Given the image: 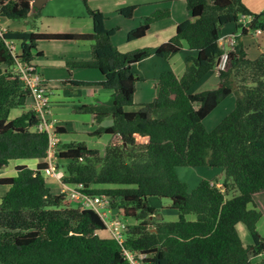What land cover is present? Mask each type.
Listing matches in <instances>:
<instances>
[{"label":"trees","instance_id":"trees-1","mask_svg":"<svg viewBox=\"0 0 264 264\" xmlns=\"http://www.w3.org/2000/svg\"><path fill=\"white\" fill-rule=\"evenodd\" d=\"M33 0H0V17L26 19ZM85 3L92 20L90 33H45L6 30L0 35V170L11 160L33 159L35 166H15V175L0 177L7 191L0 197V262L2 264H129L123 247L145 255L149 264H264V51L252 59L241 41L228 53L225 69L218 66L222 48L218 38L225 25L239 29L240 15L253 17L249 29L264 32V11L252 12L243 0H185L190 18L179 22L175 35L154 50L149 47L120 51L111 41L115 28L105 27V14ZM135 5L118 13L130 18ZM169 9L144 16L130 30L127 40L143 37L155 21L169 17ZM247 30L242 34L246 35ZM241 34V35H242ZM20 42L13 57L6 40ZM91 41V59L71 62L99 70L104 79L90 82L66 79L72 86L100 85L111 91L106 102L81 104L75 109L92 113L95 123L110 118L94 134L115 135L117 142L104 152L82 141L64 144L56 154L65 183L84 185L82 192L104 194L110 206L122 209L127 225L120 244L98 215L80 203L69 205L66 194L53 193L45 169L48 166V136L36 129L38 116L31 109L10 119L12 109L24 108L29 92L13 70L16 58L34 61L43 52L42 41ZM185 70L178 75L168 69L154 82L155 95L135 110L138 75L132 65L154 52L169 59L183 49ZM216 70L214 89L189 90L205 74ZM231 111L211 130L203 119L229 95ZM62 127L56 128L57 132ZM147 137L144 142L137 137ZM219 167L224 172L221 187L208 179L192 190L182 182L178 167ZM232 193L231 197H227ZM151 197L170 198L178 219L157 217ZM193 214L194 219L187 216ZM242 223L251 243L244 244L237 230ZM263 255L253 260L251 254Z\"/></svg>","mask_w":264,"mask_h":264},{"label":"crops","instance_id":"crops-1","mask_svg":"<svg viewBox=\"0 0 264 264\" xmlns=\"http://www.w3.org/2000/svg\"><path fill=\"white\" fill-rule=\"evenodd\" d=\"M89 7L93 9H98L102 11L105 16V27L107 29L118 28L121 30V22L130 21L126 26L123 27V34L121 33L116 41V33L111 37L112 43L122 52H130L140 48L149 47L154 50L161 43L165 42L176 32V26L179 22L189 19L190 12L187 9V5L185 0H86ZM244 4L252 11V12H262L264 11V0H243ZM135 5V9L130 18H126L118 13V10L124 7ZM169 9L170 15L165 19H161L155 21L151 24L148 31L143 37H140L135 40L128 41L126 34L137 27L144 16H148L154 11L158 9ZM39 10V14L36 15L34 12H31L29 16L25 19L28 24V27L24 26V22H18L17 20H12L5 17H0V29L6 30H21V31H35V32H45V33H90L93 30V24L91 18L88 16L86 11L85 3L82 0H46L45 3L39 8L34 9ZM24 20V19H23ZM115 24V27L113 25ZM238 32V29L234 26L233 29H229L223 34ZM263 32L261 31L260 34ZM248 34V33H247ZM255 34V35H260ZM124 35V39L122 36ZM246 35L242 34L238 38V41L241 37ZM146 37V38H145ZM143 38H145L143 40ZM143 40V41H142ZM78 41L85 47L84 54H82L79 58H74L70 56L71 59H66L65 56L61 55L56 60L48 61L51 62L49 64H45L43 67L41 66V72L38 70V59H45L47 56L46 50L43 48V44L45 43H53V42H72ZM131 43V44H129ZM91 41L84 40H52V41H42L38 45V50L43 52L42 56H38L34 59V63L37 67L38 72L44 76L47 86L51 90L50 94V115L56 119L57 126L62 127V131L58 132L61 136L68 131V124L70 120L67 118H63L62 115H66L68 112L62 113L61 111H73L72 107L74 105L80 104H95L97 102H106L109 100L111 96V91L108 89H104L100 85H88V86H73L66 81V79H77L83 81L90 82H101L104 79L103 74L94 68H81L75 66L74 71L72 70L68 64V62H76L81 60H89L91 59ZM16 46L20 47V42L16 40ZM183 50L179 53L175 54L169 59H162L157 57V55L152 52L148 57L135 63L132 65V70L134 71V67H139V64L143 62H163L162 69L158 68L156 72L150 71L148 75H138L139 81L136 84V90L134 93V102L135 98L138 96L139 101L137 107L140 104L147 103L152 100L154 97V89H151L149 97H146V92H144V88L141 87L139 83H146L147 79L152 80L151 83L154 87V82L159 77L160 73L165 70V68L174 70L178 75H182L185 70V61L184 57L189 54V50L186 45H183ZM83 56V57H82ZM39 61V60H38ZM56 62V63H55ZM160 66V65H159ZM183 66V69L181 67ZM135 72V71H134ZM69 73V75H67ZM143 81V82H142ZM219 79L215 80V84L217 85ZM152 97V98H151ZM151 98V99H148ZM32 100L28 97L27 103L24 108L12 109L9 114V118L12 119L19 115L22 110H28L31 107ZM131 106L125 107V110H133L129 109ZM88 122L95 123L94 116L92 113H88ZM60 120V121H59ZM109 123L104 126H108L111 124V119L107 118ZM59 122V124H58ZM68 122V123H67ZM103 122V121H102ZM101 122V123H102ZM67 123V124H66ZM97 126H99L97 124ZM97 128V127H96ZM111 139H119L117 136L111 135ZM58 141H61V138L58 136ZM115 142V141H114ZM27 160V159H21ZM31 160V163L18 162L17 160H11L9 163L14 164V168L17 164H26L30 167L35 166V160ZM16 161V162H15ZM33 164V165H32ZM9 165V164H8ZM2 176H10L4 173V169L0 170V177ZM220 179H208L210 181H216L219 186L220 183L224 180V172H220ZM204 179V178H203ZM199 183V181H198ZM50 186V185H49ZM197 186V185H196ZM7 186H0V197L7 191ZM239 225H241V234L246 238L249 235L247 229L242 223L237 224V230ZM258 231L263 234L264 233V219L261 218L258 222ZM239 233V230H238ZM240 235V233H239ZM242 235H240L243 243L249 244L251 241L245 240ZM263 255L260 254L258 256H254L255 260L262 258ZM0 264H2L0 262Z\"/></svg>","mask_w":264,"mask_h":264},{"label":"rangeland","instance_id":"rangeland-1","mask_svg":"<svg viewBox=\"0 0 264 264\" xmlns=\"http://www.w3.org/2000/svg\"><path fill=\"white\" fill-rule=\"evenodd\" d=\"M13 20V19H12ZM17 20L18 22H24V26L28 27V24L25 23L26 20L24 19H14ZM130 21L126 22H121V30L117 29L116 33V41L119 35L122 33L123 34V27L126 26L125 24H128ZM115 27V24L113 25ZM234 25H225L223 26L221 33L223 34L224 32L228 31L229 29H233ZM128 34V33H127ZM127 34L126 37L127 38ZM146 38V37H145ZM143 38V40L145 39ZM122 39H124V35L122 36ZM142 40V41H143ZM241 44L245 47L248 57L254 59L256 58L260 52L264 51V32L260 35H255L254 30L250 29L248 34L246 36L240 38ZM85 43H80L78 41H72V42H53V43H45L43 44V48L46 50L47 56L45 59H38L36 63H38V70L41 72V66L43 67L45 64H49L52 60H56L58 57H61L62 53L65 56H73L74 58H79L82 54H84L85 47H83ZM131 44V43H129ZM62 55V56H63ZM66 57V59H71V57ZM83 57V56H82ZM158 57V56H157ZM56 63V62H55ZM69 66L72 70L74 71L78 70L75 69L74 64L72 65L71 62H68ZM160 65V66H159ZM163 62L156 61V62H143L139 64V67L137 66L134 67L135 73H138V75H148L150 71L156 72L158 68L162 69ZM183 69V66L181 67ZM165 70H168V68H165ZM69 75V73L67 74ZM43 76V75H42ZM44 77V76H43ZM150 77V76H149ZM218 79V75L216 73V70H211L207 74H205L194 86L191 87L189 90L190 93H198L204 90L208 89H214L216 87L215 80ZM152 80L147 79L146 83H139L140 88H144V92H146V97H149L151 89H154L152 83ZM143 82V81H142ZM75 86H73L74 88ZM155 93V89H154ZM152 98V97H151ZM148 98V99H151ZM134 105L131 106L129 109H137V104L140 98L138 96L135 98ZM153 99V98H152ZM234 101H235V96L234 94L229 95L226 97L224 100L219 103V105L211 112L209 113L204 119H203V124L206 129L211 130L226 114H228L231 109L234 106ZM81 105V104H80ZM80 105H74L72 107L73 111H64L62 110L61 112H68L67 116L62 115V117L67 118L70 120V123L67 125L68 131L67 133L63 134L61 136L60 133H57V137L59 136L61 138V141H58L56 148V151L52 155V161L53 164L56 166V164H61L64 162H61L58 157H57V150L62 149L64 147V144L71 142V141H82L87 143V145L91 148L98 149L100 153L104 152V148L107 144L110 142L113 143L114 141L117 142L118 139H111V135L103 133L101 135L99 134H94V130L96 127H99L100 125L104 126L109 123V120L104 119L102 123H98L99 126H97V123H89L88 122V113H80L77 111L75 108ZM54 118V116L52 117ZM60 121V120H59ZM68 123V122H67ZM66 123V124H67ZM57 124V122H56ZM59 124V122H58ZM137 141L139 142H144L147 140V137H140L136 136ZM18 162H24V163H31V160H17ZM16 162V161H15ZM33 165V164H32ZM177 175L179 179L182 182H185L188 185V189L192 190L196 185L198 184V181L200 182L201 178L204 179H220L219 175L220 172H222V169L219 167H205V166H199V167H178L176 169ZM4 173L6 175L13 176L15 175L16 171L14 168V164H10L4 169ZM49 185L51 187V190L53 193L57 194L60 193V185L54 181V179L47 177ZM221 181V179H220ZM214 184H216V181H212ZM216 186H218L216 184ZM218 187H221V183ZM232 193L227 195V197H231ZM67 201L69 202V205L71 206H76L77 202L76 200L73 199H68L66 197ZM149 204L157 209V217L164 219L166 221H175L178 219V213L177 211L173 210L170 208L171 205V200L170 198H157V197H151L148 199ZM115 213L119 214L120 220L126 224V225H131L134 224L136 221L133 218H124L122 215V209H116L115 208ZM188 219H194L195 216L193 214H190L187 216ZM241 225H239L238 230L240 235L241 234ZM242 237L247 241H251L250 236L247 238L242 235ZM251 257L253 260V253H250Z\"/></svg>","mask_w":264,"mask_h":264},{"label":"built area","instance_id":"built-area-1","mask_svg":"<svg viewBox=\"0 0 264 264\" xmlns=\"http://www.w3.org/2000/svg\"><path fill=\"white\" fill-rule=\"evenodd\" d=\"M252 19L253 17L251 15H240L238 20L240 24L238 32L221 34L218 38V45L223 50L218 63L220 69H225L229 50L237 44L238 38L243 30L248 29L249 32ZM253 30L255 34L261 33L260 28ZM4 32V30L0 29V35ZM6 44L12 56L17 57L19 50L16 46V40H6ZM13 70L24 87L28 89L29 97L32 100L30 109L35 112L39 119L36 129L41 132H46L48 136V166L45 169L46 176L54 179V181L60 185V192L65 193L68 199L76 200L77 203H80L82 208L93 210L101 219L112 237L121 244L125 237L124 233L127 230V225L120 220L119 214L115 213L114 209L110 206V198L104 194H89L82 192L84 185L81 183L76 185L65 183L63 181V171L53 164L52 155L56 151L55 147L58 144V132L56 130L58 126L56 124V119L52 118L50 115L51 90L47 86L45 78L38 72L33 61H25L16 58ZM122 249L129 264H149L144 260L146 256L140 252L131 251L124 247Z\"/></svg>","mask_w":264,"mask_h":264},{"label":"water","instance_id":"water-1","mask_svg":"<svg viewBox=\"0 0 264 264\" xmlns=\"http://www.w3.org/2000/svg\"><path fill=\"white\" fill-rule=\"evenodd\" d=\"M45 1L46 0H33L32 1L33 9H39L45 3Z\"/></svg>","mask_w":264,"mask_h":264}]
</instances>
